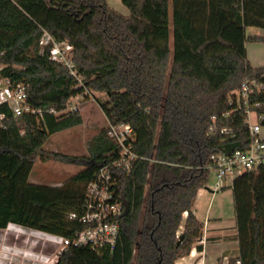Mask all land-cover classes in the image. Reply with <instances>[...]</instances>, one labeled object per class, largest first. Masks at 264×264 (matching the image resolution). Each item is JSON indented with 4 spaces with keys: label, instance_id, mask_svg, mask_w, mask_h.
I'll list each match as a JSON object with an SVG mask.
<instances>
[{
    "label": "trees",
    "instance_id": "trees-1",
    "mask_svg": "<svg viewBox=\"0 0 264 264\" xmlns=\"http://www.w3.org/2000/svg\"><path fill=\"white\" fill-rule=\"evenodd\" d=\"M121 2L129 16L106 0H0V75L27 85L29 105L43 112L16 120L0 107V230L12 224L70 240L82 231L69 216L83 213L87 184L119 154L108 127L65 184L29 182L50 137L82 125L70 100L105 94L99 105L109 124H129L136 135L140 160L117 189L125 207L115 249L70 246L56 264H176L189 256L203 236L193 204L207 186L211 156L251 143L247 108L236 96L243 82L264 81V66L253 68L246 48L264 41L246 35L249 27L264 31V0ZM45 33L72 47L81 82L51 61L52 45L40 46ZM249 109L264 127V91L251 95ZM231 189L239 246L233 262L264 264V168L237 177Z\"/></svg>",
    "mask_w": 264,
    "mask_h": 264
},
{
    "label": "built area",
    "instance_id": "built-area-1",
    "mask_svg": "<svg viewBox=\"0 0 264 264\" xmlns=\"http://www.w3.org/2000/svg\"><path fill=\"white\" fill-rule=\"evenodd\" d=\"M52 45L50 50L51 61L66 67L70 76L82 81L77 73L72 59L67 56L72 52V47L67 44L57 43L48 34L45 33L41 39L40 46L46 47ZM4 55L0 52V58ZM0 64V71L2 70ZM264 91V81L259 82L245 81L237 93V104L246 107L247 121L255 111L249 109L250 97L255 92ZM7 106L16 120L23 118L27 114L42 115L41 110L34 109L28 103L27 85L15 83L11 78L0 75V107ZM47 112L53 113V110ZM76 112V111H72ZM227 115H224L226 117ZM251 125L250 135L251 143L246 151H235L230 155L217 154L212 155L210 159V171H214L217 177V184L214 190L222 188L221 182L228 177H240L244 173L256 171L264 168V136H262V127L258 122ZM3 119L0 115V120ZM217 133L215 124L210 127L209 135L214 136ZM221 134H227L228 130L223 129ZM108 136L118 146V157L110 163L100 165L94 178L87 184L86 199L84 211L80 215L71 214L70 220L78 221L83 229L76 234L74 239H66L57 236L48 235L34 229H25L16 225H9V228L17 229L21 234L27 230V241L31 245L38 243H50L57 247L56 256L50 262L44 264H56L60 256L70 247L88 246L94 250H114L120 237L122 226L121 219L124 215V205L117 199V189L119 186L120 175H130L140 160L134 152V143L136 135L133 129L125 124H108ZM30 252V251H29ZM236 264H241L237 262Z\"/></svg>",
    "mask_w": 264,
    "mask_h": 264
},
{
    "label": "rangeland",
    "instance_id": "rangeland-1",
    "mask_svg": "<svg viewBox=\"0 0 264 264\" xmlns=\"http://www.w3.org/2000/svg\"><path fill=\"white\" fill-rule=\"evenodd\" d=\"M106 1L109 3V7L115 12L123 16H129L130 13L122 4L121 0ZM246 35L249 38L264 37V31L259 28L249 27L246 30ZM246 48L247 58H249L248 60L251 66L253 68L264 66V41H250L247 43ZM67 56L71 59L73 55L68 52ZM107 100L108 98L105 94L92 91H87L84 96H78L70 100L68 103L69 110L77 111L81 116L83 123L79 127L57 133L50 137L45 145L46 154L43 157L38 156L36 158L35 167L29 178V182L42 186L49 185L60 187L85 168L87 164L86 159L90 155L89 147L91 142L102 131H105L109 124V121H107L106 116L99 105V101L104 103ZM255 122V114H251L248 123L253 125ZM262 132L263 136L264 127H262ZM54 154L76 158L77 162L73 164L62 162L59 158H52ZM216 184V173L211 171L207 186L202 189V193L206 194L207 197H199L200 195L196 197L197 200H201L200 205H198L200 208V220L204 224L206 208L212 204L211 208L213 207V210L208 216V219L218 222V229H225V231H229L227 232L228 234L235 235L237 232L235 229L237 218L231 186L228 185L225 187V184L227 183L222 181L221 185L222 187L224 186V188L214 190ZM213 192L215 194H213ZM196 202L197 201L195 200L193 208L195 207ZM184 223L182 229H180L179 235L184 230ZM2 235L6 236L5 241L3 240V237L0 238V253H4L1 254L4 255L1 259L2 264H27V251H37L44 255L51 252L49 247H42L41 242L36 245L28 244L27 230L25 234H21L15 228H7L5 232H0V236ZM233 245L234 249L238 247L236 246V243ZM52 248L57 251L55 247ZM229 254H231V256H236L237 253ZM236 258L237 257L231 258V264H234L233 261Z\"/></svg>",
    "mask_w": 264,
    "mask_h": 264
},
{
    "label": "crops",
    "instance_id": "crops-1",
    "mask_svg": "<svg viewBox=\"0 0 264 264\" xmlns=\"http://www.w3.org/2000/svg\"><path fill=\"white\" fill-rule=\"evenodd\" d=\"M258 38H263V37H258ZM257 68H261V67H257ZM236 178L237 177H228L226 180H224L227 183L225 184V187H227L228 185L231 186L234 179ZM228 180H231V181H228ZM222 188H224V186ZM202 192H203L202 189L199 190L197 196L200 195L199 197H207V195ZM213 194L215 193L213 192ZM195 200L197 202L195 203V207L193 211L198 221L201 224H203L202 221L200 220V208L198 206L200 205L201 200H197V199ZM211 206L212 204H210L206 208V214H205L206 217L204 216L202 238L198 241V243L195 246H193V249L189 257L180 259L179 261L176 262V264H230L231 258L238 256L239 246H238V241L236 239L237 232L235 235H232V234H228L227 232L229 231L227 230L225 231V229H221V228L218 229V226H217L218 222L208 219V216L211 214L213 210V207L211 208ZM186 217H187V214L184 215L183 223L185 222ZM5 230H0V232H5ZM1 237H3V240L5 241L6 236L2 235L0 236V238ZM27 243L29 244L28 241ZM234 243H236V246H238L235 249L233 245ZM41 246L44 248L49 247L51 249V252L44 255L43 253L40 254L37 251H30V252L27 251V262H28L27 264H44L46 261L50 262L52 259H54V256H56L55 254L57 251L52 247H55L56 249L57 247L50 243H41ZM198 246L202 247V252H199L197 250ZM229 253H237V254L236 256L235 255L231 256V254ZM1 254H4V253H0V264H2L1 259H2V256H4Z\"/></svg>",
    "mask_w": 264,
    "mask_h": 264
},
{
    "label": "water",
    "instance_id": "water-1",
    "mask_svg": "<svg viewBox=\"0 0 264 264\" xmlns=\"http://www.w3.org/2000/svg\"><path fill=\"white\" fill-rule=\"evenodd\" d=\"M182 240H183V237H181L177 243L180 244Z\"/></svg>",
    "mask_w": 264,
    "mask_h": 264
},
{
    "label": "flooded vegetation",
    "instance_id": "flooded-vegetation-1",
    "mask_svg": "<svg viewBox=\"0 0 264 264\" xmlns=\"http://www.w3.org/2000/svg\"><path fill=\"white\" fill-rule=\"evenodd\" d=\"M230 263H231V261H230Z\"/></svg>",
    "mask_w": 264,
    "mask_h": 264
}]
</instances>
